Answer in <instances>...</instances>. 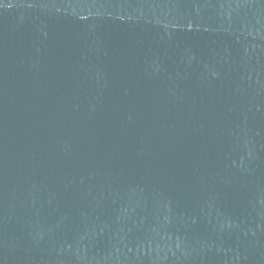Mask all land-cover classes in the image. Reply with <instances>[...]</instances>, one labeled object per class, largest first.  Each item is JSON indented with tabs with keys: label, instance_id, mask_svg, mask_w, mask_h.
I'll return each mask as SVG.
<instances>
[{
	"label": "water",
	"instance_id": "95a60500",
	"mask_svg": "<svg viewBox=\"0 0 264 264\" xmlns=\"http://www.w3.org/2000/svg\"><path fill=\"white\" fill-rule=\"evenodd\" d=\"M0 264H264V0H0Z\"/></svg>",
	"mask_w": 264,
	"mask_h": 264
}]
</instances>
